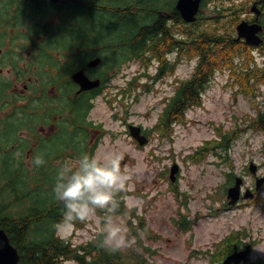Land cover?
Segmentation results:
<instances>
[{"label":"rangeland","instance_id":"1","mask_svg":"<svg viewBox=\"0 0 264 264\" xmlns=\"http://www.w3.org/2000/svg\"><path fill=\"white\" fill-rule=\"evenodd\" d=\"M102 2L114 4L116 0ZM90 4L91 2L87 4L79 2L80 7L87 12L91 11L88 9ZM41 9L46 12L44 8ZM96 13L102 14L98 19L102 26L111 25L110 23L115 20L113 14L106 11ZM204 14L211 15L212 10H205ZM74 20L79 21V24L72 28V32L81 30L80 35H83L95 31L96 37H104V42L115 40L114 35L113 38L106 30L96 28L95 17L79 13ZM85 25L87 26L84 27ZM74 41L76 44L73 45L83 47L82 43ZM80 41L88 43V40L82 37ZM101 43L102 40H99L98 45ZM253 54L257 61L261 62L262 55L257 51ZM105 56H108V52ZM59 60L63 63L66 59ZM194 66L195 61H182L176 66L173 74L154 82L141 73V68L137 64H133L127 72L112 76L110 88L97 96L88 114V120L99 125L95 135L98 138L100 136V140L94 154L102 156L110 151L124 153L122 168L127 167L132 172V192L140 196L144 202L140 215L159 237L155 242H148V245L155 249L149 264H208V259L197 252L209 254V250H213L217 242L231 231L245 232L250 239L259 240L257 245L264 246V189H262L264 184L256 192L260 202L249 203L250 200H243L236 209H223L225 190L232 184L227 181L225 174L232 175V180L234 177L242 178L243 191L255 189L254 180L245 169L250 162L259 167L258 175L264 176V133L246 130L248 120L253 118L258 108L256 103L252 102V98L238 94L233 87L227 86L226 74H217L207 86L201 107L186 113L187 123L174 127L173 142L167 139L160 140L156 135L155 137L152 135L146 146L139 147L127 132V124H136L144 130H154L157 118L164 108L161 103L162 97L170 96L174 89V79L177 77V80H183L189 77ZM154 71V66H151L147 74L153 76ZM134 77H137V82L131 95L116 97L117 102L124 100L126 104H130L129 107L124 108L115 102L112 107L109 99H113L118 89L124 87L126 82ZM41 78L43 81H51L50 76L44 72ZM69 88L67 85L66 90ZM119 93L121 92H117ZM62 95L65 97L66 93ZM53 96V92L47 91L41 97V101L48 102ZM12 126L11 123L7 125L8 128ZM239 130L245 131L238 135L229 150L219 149L217 154L212 153L199 163H193L188 159V156L200 146L218 137V133ZM6 140L10 142V136ZM62 142L63 148H70L66 138H62ZM30 146L23 155L24 181L18 183V189L26 192L31 186L38 187L37 192L31 194L30 201H24V198L21 200L24 201L20 206L22 208L35 204L43 207V202L57 201L51 191L54 183L51 178H55V171L62 160L56 159L54 163L51 161L48 163L49 159L44 155L46 163L37 168L32 164L35 155L34 142H31ZM14 155L17 159L21 158L16 151ZM64 160H67V155ZM174 163L180 167L178 181L175 184L178 183V189L184 193L185 202L182 196L175 195L170 189V181L161 176L166 175ZM29 178L30 183L27 182ZM21 186H24L23 189ZM9 192L12 191L9 189ZM11 199L9 196V201ZM20 207L10 209L17 211L21 210ZM217 208V214L214 215L212 212ZM180 215H184L187 221L195 220V225L191 224L184 231V228L180 227ZM56 233L61 237L71 235V242L74 245L86 243L96 236L95 225L92 222H85L82 228L78 230L72 228L69 231L58 225ZM258 255L264 258V252L254 249L253 256Z\"/></svg>","mask_w":264,"mask_h":264},{"label":"trees","instance_id":"2","mask_svg":"<svg viewBox=\"0 0 264 264\" xmlns=\"http://www.w3.org/2000/svg\"><path fill=\"white\" fill-rule=\"evenodd\" d=\"M136 1L138 7L136 14H132L131 4L125 0L121 4H107L104 8L90 9V12L80 7L74 8L81 14L95 17L98 23L102 14L96 12H111L115 20L110 23L111 25L104 26L108 32H112L118 38L111 45L117 48H127L130 52H137L138 55L147 54L146 61L157 60L158 69L153 77L154 80L161 79L165 75V57L173 48H178V61L197 58L192 75L178 82L175 94L165 105L155 125V130H157L146 132L148 136L154 135L155 137L156 135L160 139L173 142L174 125L186 124L185 111L201 106V92L204 91L216 71L229 72L230 81L232 79L230 84L237 89V93L250 98H254L259 93L260 84L264 86V65L259 66L255 63L252 55L254 48L244 43L233 42V25L224 27L214 24L211 27L200 24L201 28L195 23L183 26L182 36L176 39L170 35V28L157 20L160 6L153 4L151 9L145 10L139 4L141 0ZM145 12L151 14V22L140 21L139 18H146ZM44 26H47V23ZM259 51L264 54V44ZM169 71H171L170 68ZM135 80L128 83V90L131 89ZM19 109L27 110L28 108ZM24 114L26 115V112ZM23 117L22 121L25 120L24 115ZM22 121L17 117L11 124L16 127ZM247 129L264 133V105L257 117L249 122ZM241 132L242 130L218 133V137L196 149L188 159L193 163H199L208 155L217 154L219 149L229 150ZM8 136H10V142L6 140ZM17 137L15 128L4 133L0 132V149L1 147L8 149L1 157L5 162L2 171L3 180H6V187L13 192L9 209L20 207L24 201H30L31 194L37 192V187L34 190H26V192L20 191L17 187V183L24 181L25 167L13 154L11 145L19 141V144L25 147L28 142V140H20ZM61 147L60 142L52 141L50 145L44 144L43 149L37 153L44 154L49 159L48 163L56 159H61L63 162L66 155L68 160L73 159L81 153L73 148L71 153L64 155L58 153ZM89 153L92 152L89 151ZM161 176L166 178L164 174ZM228 179H230L229 176ZM51 181H54V177ZM27 182L30 183V178ZM170 189L175 195L182 196L185 202L184 194L179 191L178 185L170 184ZM123 195L126 194H119L118 198H122ZM23 198L24 201H21ZM20 208L21 210L12 211L10 209L7 212L3 211L4 208L0 209V227L5 230L12 245L17 247L20 264H149V259L155 254V249L148 245V242H155L159 237L148 227L145 218L137 214L135 210H132L131 219L128 221L130 234L135 236V243L119 251H109L99 246L97 234L92 240L80 245H74L71 242V236L63 239L55 235V227L60 224L62 218L63 205L60 201L43 202V207L35 204ZM126 212L127 209L122 202L118 214L124 215ZM180 218V227L186 231L191 223L185 224L184 215H180ZM132 220H135V223H132ZM84 225L85 222H78L74 226L79 229ZM197 254L207 257V254L203 252H197Z\"/></svg>","mask_w":264,"mask_h":264},{"label":"flooded vegetation","instance_id":"3","mask_svg":"<svg viewBox=\"0 0 264 264\" xmlns=\"http://www.w3.org/2000/svg\"><path fill=\"white\" fill-rule=\"evenodd\" d=\"M5 1V2H4ZM243 0H202L200 5L199 13L197 14L196 20H201L203 17L207 16L204 14L205 10H212V13H221L223 14V19L234 17L235 19L240 15V18L248 21L249 23L254 22L255 15L247 12L245 6L241 7L240 4ZM245 2L247 0H244ZM177 0H141L139 4L145 9H151L152 5L160 6L161 15L158 13L160 23L165 24L166 26L178 25V22H181V15L176 9ZM72 0H60L58 3H49L47 0H0V91L2 95H6L9 91L16 90L21 93L27 89V86L32 82H36L35 78L30 77L25 81L24 75L35 74L41 67L42 56H51L53 53H59L55 51V47L47 44L44 40L41 41L42 47L45 50H42L40 44L36 43V35L34 34V29L39 22V17L41 16L42 10L44 8L49 17H52V20L55 19L57 13H60L62 16V9H54L50 12V9L57 8L58 6H70ZM211 3V5H210ZM133 5L130 7L138 11L137 1L132 0L130 3ZM255 4L259 11V22H263V10H264V0H252L251 5ZM11 9V10H10ZM12 14V15H11ZM14 14V15H13ZM147 15L146 18H143L142 22H151V14L145 12ZM48 15L45 17L47 18ZM3 21V22H2ZM5 27V28H4ZM101 29H104V26H100ZM12 29V30H11ZM67 32V30H66ZM22 38V39H21ZM27 38V39H26ZM45 38L46 37H37ZM96 38L95 34H87L83 39ZM26 41V42H25ZM30 41V42H29ZM28 43V44H27ZM31 46V47H30ZM68 48V47H66ZM108 50L106 47L93 48L90 59L95 57H100L101 62L98 66L93 69H87L85 67V72L90 79H100L103 83V86L108 85V81L111 80V75L118 72L120 69L124 68V62L122 64L114 65L110 59L105 56V52ZM50 58V57H49ZM130 59V58H128ZM132 59V58H131ZM127 63V62H126ZM83 67L80 66L79 69ZM102 68V72L107 74V77L103 76L102 73L95 72L96 69ZM108 80V81H107ZM21 87V89H18ZM109 87V86H108ZM74 91L78 90V86L73 85ZM98 90H93L86 92L88 97L87 103H92L91 96L96 94ZM6 106V102L3 100L2 107ZM86 110V105L81 104L78 107L79 112ZM21 113L16 116V114L5 116H0V121L7 123L8 121L13 122V118H17L22 121ZM88 122V121H87ZM16 133L20 136V140H23V135H25L24 128H20L19 124L14 126ZM12 128V129H13ZM20 128V129H19ZM55 128V124L49 123V132ZM45 126L41 125L38 130L44 135H48L44 131ZM90 128H88V131ZM92 144L94 143V138L90 140ZM94 146V145H93ZM23 146L17 142V149H23ZM89 147V146H88ZM95 148V147H94ZM7 148L1 147L0 155L7 152ZM5 166V162L0 157V169L1 172ZM6 181V180H5ZM3 180L2 174L0 175V199L3 200L4 196L7 197V187ZM4 194V196H1ZM3 211L6 210V207ZM249 239V238H247ZM254 244V239H253ZM254 259H258V256H253ZM257 263L256 261L252 264Z\"/></svg>","mask_w":264,"mask_h":264},{"label":"clouds","instance_id":"4","mask_svg":"<svg viewBox=\"0 0 264 264\" xmlns=\"http://www.w3.org/2000/svg\"><path fill=\"white\" fill-rule=\"evenodd\" d=\"M124 158L120 151L102 156L81 152L59 163L51 187L55 199L63 205L60 226L69 231L78 222L94 223L99 246L109 251H119L135 243L128 221L132 210L140 214L144 203L140 196L128 194L132 192V172L122 168ZM45 163L42 153L32 158L37 168ZM122 193L126 195L118 198ZM122 202L127 209L124 215L118 214ZM253 248L264 252V246Z\"/></svg>","mask_w":264,"mask_h":264},{"label":"water","instance_id":"5","mask_svg":"<svg viewBox=\"0 0 264 264\" xmlns=\"http://www.w3.org/2000/svg\"><path fill=\"white\" fill-rule=\"evenodd\" d=\"M57 1V0H51ZM200 0H178L177 8L181 12L183 18L187 22H191L194 20V15L198 10ZM252 10L255 11L254 8ZM258 12L256 11V14ZM238 37L237 40L244 38L247 44L259 45L261 40L257 37V33L262 30V28L256 24L249 25L246 22L240 23L236 27ZM99 62L98 59L93 60L89 63V66H95ZM73 82L80 86L81 91L89 90L95 88L99 85L98 81L91 82L84 74L83 71L80 70L77 73L71 76ZM130 135L138 142L140 146L145 145L148 140L147 138L141 134V129L139 127L130 126L129 127ZM250 171L255 173V166H250ZM178 173V165L174 164L170 170V180L171 182H175L176 174ZM263 180L257 181V186ZM242 180L237 178L235 181V185L228 189V199H230L229 204H235L240 196V185ZM251 194L247 192L244 195V198H250ZM249 253V247L246 250H243L239 253L234 252L232 255L228 256L224 261V264H238L241 261H247V255ZM0 264H20V256L18 254L17 248L14 247L9 240L8 235L2 229H0Z\"/></svg>","mask_w":264,"mask_h":264},{"label":"bare ground","instance_id":"6","mask_svg":"<svg viewBox=\"0 0 264 264\" xmlns=\"http://www.w3.org/2000/svg\"><path fill=\"white\" fill-rule=\"evenodd\" d=\"M5 2V1H4ZM11 10V9H10ZM12 15V14H11ZM14 15V14H13ZM3 22V21H2ZM5 28V27H4ZM12 30V29H11ZM22 39V38H21ZM27 39V38H26ZM26 42V41H25ZM30 42V41H29ZM28 44V43H27ZM31 47V46H30ZM137 69V68H136Z\"/></svg>","mask_w":264,"mask_h":264}]
</instances>
